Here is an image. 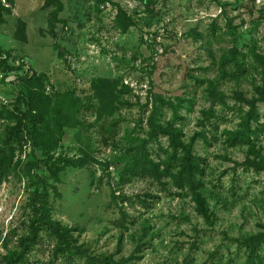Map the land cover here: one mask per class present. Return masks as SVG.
I'll return each instance as SVG.
<instances>
[{"label": "rangeland", "instance_id": "obj_1", "mask_svg": "<svg viewBox=\"0 0 264 264\" xmlns=\"http://www.w3.org/2000/svg\"><path fill=\"white\" fill-rule=\"evenodd\" d=\"M58 1L0 0V264L40 206L69 247L38 228L23 264H248L259 235L264 257V0ZM24 97L43 122L17 139Z\"/></svg>", "mask_w": 264, "mask_h": 264}, {"label": "trees", "instance_id": "obj_2", "mask_svg": "<svg viewBox=\"0 0 264 264\" xmlns=\"http://www.w3.org/2000/svg\"><path fill=\"white\" fill-rule=\"evenodd\" d=\"M48 3H57L59 4V7L62 8L61 3L58 0H48ZM98 6L99 2H97ZM4 65H6V62L3 60L2 62ZM236 67L239 69L240 66L236 65ZM34 77H37L36 75H33ZM23 103L25 104L26 111L22 112L20 108H16L19 115H16L14 117L16 121V126L11 130L12 133H14L13 136H15L17 139L18 137L22 138L23 132L28 130V126L31 123L32 129H38V126L43 122V118L34 112V110L31 108V105L27 98H23ZM28 124H25L27 123ZM155 126V124H152V126ZM154 129V127H153ZM162 133L168 135L171 139L172 145L174 147V153L171 155L170 159H173L174 165L178 166L177 172L174 174L173 179L180 187H183L184 184H190L193 188L197 187L199 185L198 182V175L201 171L200 167L194 162V157L192 155V146L193 142L186 146L183 145L178 138L181 136V133L179 131L174 130H166L165 128L161 127ZM228 141L232 142V145H235L236 143H242L245 138L244 135L240 133H228ZM181 149L182 155L178 156V150ZM144 160V159H143ZM145 164H143V173H149L152 171H156L154 169L153 162L151 160L145 159ZM73 164V166L82 167L83 162L79 161L77 164L70 162ZM252 167H255L257 170L261 171L264 169V167L260 163L255 162H249ZM196 202L198 204L199 212L202 215H206L205 213V205L204 202L201 199V196L196 197ZM44 206H40L38 210L41 212L40 217L32 223L34 225L31 227L30 236L27 238H24L21 241V247L20 250L6 256L3 260V264H23V260L25 258V255L28 252L30 243H35L37 239V231L38 228H45L46 230H49L53 232L59 240L64 242L65 247H69L68 238H66V231L64 228L51 220L49 217V214H47V210ZM37 227V228H35ZM263 242L262 236H256L252 239L248 240L245 243V247L249 251V258H248V264H264V257L260 255V247L261 243ZM111 262V259H107L105 262L98 261L99 264H108Z\"/></svg>", "mask_w": 264, "mask_h": 264}]
</instances>
